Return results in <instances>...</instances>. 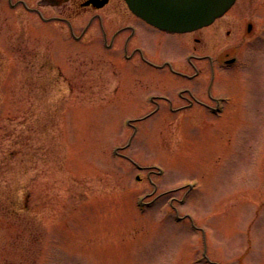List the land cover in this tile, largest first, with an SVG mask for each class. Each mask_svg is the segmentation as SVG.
<instances>
[{"label":"rangeland","instance_id":"1","mask_svg":"<svg viewBox=\"0 0 264 264\" xmlns=\"http://www.w3.org/2000/svg\"><path fill=\"white\" fill-rule=\"evenodd\" d=\"M3 21L0 264H264V0L200 43L138 34L148 63L113 57L94 24L78 42ZM225 53L220 112L180 108L185 88L214 107L196 57Z\"/></svg>","mask_w":264,"mask_h":264},{"label":"flooded vegetation","instance_id":"2","mask_svg":"<svg viewBox=\"0 0 264 264\" xmlns=\"http://www.w3.org/2000/svg\"><path fill=\"white\" fill-rule=\"evenodd\" d=\"M59 1V2H58ZM0 0V24L6 21L5 24L12 25H25L29 34H33L32 29L35 26L36 21L39 25H44V27L50 26H60L58 29L62 30L64 34H68L70 37L74 38L75 41H82L90 25L96 26L97 35L101 38L102 46L114 56L116 52H120L124 59L129 62L133 57L138 56L144 62L148 61L143 55V50L139 47L137 39L139 35H144L151 40L153 36L159 39L163 38L169 41L171 44H176L177 41L185 45L187 41L193 40L194 42L200 43V38H195V34L202 32L204 29L210 28L214 23L206 28L185 33V34H172L160 31L136 16L132 15L127 8L126 13L117 17H109L113 13H117V5L122 1L119 0ZM60 9L58 16H50L49 9L51 3ZM58 4V6H57ZM64 12V13H63ZM3 14L9 16L2 18ZM63 14V15H62ZM120 14V13H119ZM86 16L87 22L83 26L81 18ZM218 21V20H217ZM64 28V30H63ZM247 31H251L250 23L246 24ZM18 30V29H17ZM22 32L21 30H18ZM95 31V29H94ZM186 41V42H185ZM119 44V45H117ZM193 57L192 54L187 56V60ZM202 60H208L209 66V82L207 85V95L208 99L212 101L215 105L214 108L210 106L206 101L198 99L194 96L190 89H183L178 92L181 99L185 100V105L180 108H191L194 105L204 107L211 112L218 114L219 104L222 99L216 98L211 93V87L216 77V71L220 67L222 69L228 68L233 65V63L228 62L231 58L229 54L225 53L224 58L217 60V67H214L211 61L210 55H202L196 57ZM33 69V67H32ZM174 74L175 73L173 71ZM201 72L194 69V72L190 75L178 74L180 76H185L188 79H194L200 76ZM183 93V94H182ZM186 94L187 96H184ZM165 99V98H164ZM177 108L175 110H178ZM173 110V109H170Z\"/></svg>","mask_w":264,"mask_h":264},{"label":"water","instance_id":"3","mask_svg":"<svg viewBox=\"0 0 264 264\" xmlns=\"http://www.w3.org/2000/svg\"><path fill=\"white\" fill-rule=\"evenodd\" d=\"M133 14L169 32H190L211 24L235 0H124Z\"/></svg>","mask_w":264,"mask_h":264}]
</instances>
